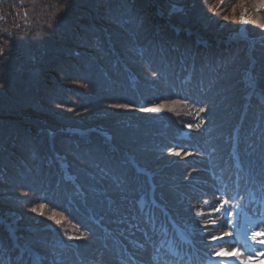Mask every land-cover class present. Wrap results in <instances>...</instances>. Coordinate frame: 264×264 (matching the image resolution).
<instances>
[{"label":"trees","instance_id":"1","mask_svg":"<svg viewBox=\"0 0 264 264\" xmlns=\"http://www.w3.org/2000/svg\"><path fill=\"white\" fill-rule=\"evenodd\" d=\"M258 3L0 0V264H264Z\"/></svg>","mask_w":264,"mask_h":264},{"label":"snow or ice","instance_id":"2","mask_svg":"<svg viewBox=\"0 0 264 264\" xmlns=\"http://www.w3.org/2000/svg\"><path fill=\"white\" fill-rule=\"evenodd\" d=\"M254 7L256 8L257 11H259L260 9H264V0H260V3L254 5ZM233 12H235V7H233ZM247 13V9H244L242 11V14H241V19H244L245 18V15ZM225 20L228 19L227 16L224 17ZM254 24H258L261 28H264V18H261V19H256V20H253L252 21ZM153 75H155V73H153ZM116 107H120V108H127L129 107L128 105H116ZM164 105H157L156 107L150 109L151 111H160L161 108H163ZM201 111H203V109H201ZM188 127H191L190 125ZM177 155H179V153H177ZM205 203H207V201H205ZM230 202L228 200H224L223 203H221L220 205V208H223L224 205L226 204H229ZM40 207L42 208L43 205H40ZM33 211H35L36 209L33 208L32 209ZM216 211H219L220 209L217 208L215 209ZM230 214V213H229ZM53 219H55V216L52 217ZM213 223H215V221H213ZM260 235H264V233H257V232H253L252 233V236H251V239L253 241H256L257 243L259 244H264V239H260V240H257V237L260 236ZM213 239H220L219 237H212ZM218 255H231L230 253H227L226 251L224 250H221L219 253H217ZM235 255L237 257H240L241 256V253L239 251H236L235 252ZM260 255H264V253H260ZM251 260V257H249L248 260H241L240 264H249V261Z\"/></svg>","mask_w":264,"mask_h":264},{"label":"rangeland","instance_id":"3","mask_svg":"<svg viewBox=\"0 0 264 264\" xmlns=\"http://www.w3.org/2000/svg\"><path fill=\"white\" fill-rule=\"evenodd\" d=\"M244 9H247V13L245 15V18L244 19H241V14H242V11ZM235 13L237 14V18L239 20V28L241 30V32L244 31L245 27H246V24L249 22V20H251V14H250V11H248V8L245 7V6H242V7H236L235 9ZM239 13V14H238ZM186 131V130H185Z\"/></svg>","mask_w":264,"mask_h":264}]
</instances>
